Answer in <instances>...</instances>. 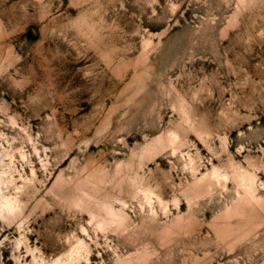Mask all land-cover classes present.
I'll use <instances>...</instances> for the list:
<instances>
[{
	"label": "rangeland",
	"instance_id": "rangeland-1",
	"mask_svg": "<svg viewBox=\"0 0 264 264\" xmlns=\"http://www.w3.org/2000/svg\"><path fill=\"white\" fill-rule=\"evenodd\" d=\"M0 264H264V0H0Z\"/></svg>",
	"mask_w": 264,
	"mask_h": 264
}]
</instances>
